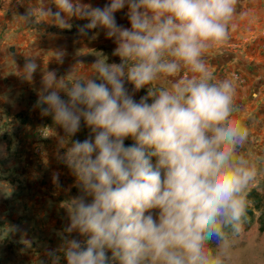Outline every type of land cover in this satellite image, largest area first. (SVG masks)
<instances>
[{"label": "clouds", "instance_id": "clouds-1", "mask_svg": "<svg viewBox=\"0 0 264 264\" xmlns=\"http://www.w3.org/2000/svg\"><path fill=\"white\" fill-rule=\"evenodd\" d=\"M3 2L8 6L11 0ZM238 3L107 0L93 7L82 0H28L20 16L26 26L70 30L72 18L86 20L80 35L103 29L120 58L109 63L98 57L86 80L63 79L47 68L42 72L34 107L63 129L59 144L65 151L58 150L56 158L81 193L62 203L69 224L58 251L66 264L231 260L230 235L242 234L249 194L264 181V157L240 151L252 132L236 118L242 112L236 99L239 78L221 76L207 62L208 51L236 29ZM125 8L130 27L116 19ZM54 52L50 59L63 64L65 51ZM37 57L25 56L23 69L16 66L14 73L33 82ZM161 78H170V85L155 87ZM145 88L146 95L134 99ZM82 123L88 137L72 139ZM127 138L134 143L126 146ZM6 155L0 149V158ZM43 162L48 164L46 157ZM52 183L61 188L59 173H53ZM74 232L85 239L72 237ZM46 255L49 264H60L57 250L47 249Z\"/></svg>", "mask_w": 264, "mask_h": 264}, {"label": "crops", "instance_id": "crops-1", "mask_svg": "<svg viewBox=\"0 0 264 264\" xmlns=\"http://www.w3.org/2000/svg\"><path fill=\"white\" fill-rule=\"evenodd\" d=\"M82 2L103 7L107 0ZM27 3L28 0L19 3L11 0L6 6L0 0V149L7 153L0 158V176L9 174L3 179L7 177L11 186L15 183V189L23 188L24 194L17 196L20 200H64V195L68 200L74 197L75 177L56 158L58 150L65 151L59 144L65 134L51 116H41L40 110L34 107L42 87V72L47 68L56 70L58 77L65 76L63 79L86 80L93 74L92 65L98 57L107 58L109 63H119L120 58L113 54L116 45L106 38L103 29L91 30L87 36L80 35L79 26L87 23L86 20L72 18L70 30L47 24L39 29L26 26L20 16L25 14ZM237 11L236 29L230 32V39L223 45L208 51L207 62L219 75L235 74L239 78L236 99L242 105V112L236 118H242L252 132V139L240 151L264 157V0H239ZM126 12L127 8L117 12L116 19L118 24L130 27ZM56 50L65 51L63 64L50 59ZM28 55H38L40 66L31 83L14 73L23 69ZM78 61L83 64H77ZM169 85L170 78H161L155 87ZM126 87L131 93L133 86L127 84ZM61 95L67 99L65 93ZM144 95L146 88L135 92L134 99L139 101ZM17 112L26 117L24 123H20ZM89 131L82 123L81 131L72 139L83 140ZM45 157L47 165L43 162ZM54 172L59 173V189L52 183ZM56 192L58 195H54ZM3 199L0 196V200Z\"/></svg>", "mask_w": 264, "mask_h": 264}, {"label": "rangeland", "instance_id": "rangeland-1", "mask_svg": "<svg viewBox=\"0 0 264 264\" xmlns=\"http://www.w3.org/2000/svg\"><path fill=\"white\" fill-rule=\"evenodd\" d=\"M4 176L9 174L0 176V196L4 198L0 200V264H41V261L49 264L47 249L57 250L60 264H66L63 254L58 251L62 246L61 233L69 224L68 212L62 207L63 201L67 200L66 195L64 200H20L18 194L25 191L23 188L15 189V183L9 185ZM258 190L264 192V181ZM80 194L77 187L72 192L74 197ZM153 213L158 214V210H153ZM258 214L259 211L254 210L253 219L247 217L242 234L237 237L230 235L234 244L228 264H264V232L258 230ZM14 226L18 230L9 231ZM71 236L81 241L85 239L77 232ZM210 247L215 250L217 244ZM108 254L111 256L110 252Z\"/></svg>", "mask_w": 264, "mask_h": 264}, {"label": "trees", "instance_id": "trees-1", "mask_svg": "<svg viewBox=\"0 0 264 264\" xmlns=\"http://www.w3.org/2000/svg\"><path fill=\"white\" fill-rule=\"evenodd\" d=\"M16 116L18 117L20 123H24L26 121V117L23 114L17 112ZM134 141L125 140V145H131ZM153 163H155L156 158H152ZM250 207L248 209L247 217L253 219L254 210L259 211L257 216L258 230L260 232H264V192L259 191L258 189H253L249 194ZM216 243H212L210 246H215Z\"/></svg>", "mask_w": 264, "mask_h": 264}, {"label": "built area", "instance_id": "built-area-1", "mask_svg": "<svg viewBox=\"0 0 264 264\" xmlns=\"http://www.w3.org/2000/svg\"><path fill=\"white\" fill-rule=\"evenodd\" d=\"M41 133H42V134H45V132H44V131H41Z\"/></svg>", "mask_w": 264, "mask_h": 264}]
</instances>
